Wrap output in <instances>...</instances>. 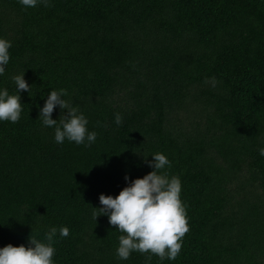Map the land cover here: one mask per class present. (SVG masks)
<instances>
[{
	"label": "trees",
	"instance_id": "obj_1",
	"mask_svg": "<svg viewBox=\"0 0 264 264\" xmlns=\"http://www.w3.org/2000/svg\"><path fill=\"white\" fill-rule=\"evenodd\" d=\"M0 264H233V0H0ZM234 264H264V0H234Z\"/></svg>",
	"mask_w": 264,
	"mask_h": 264
}]
</instances>
